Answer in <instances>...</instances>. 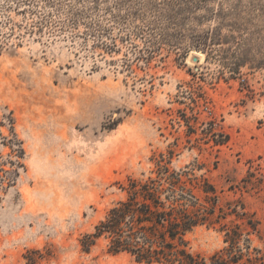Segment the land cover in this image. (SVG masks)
Instances as JSON below:
<instances>
[{
    "label": "rangeland",
    "instance_id": "rangeland-1",
    "mask_svg": "<svg viewBox=\"0 0 264 264\" xmlns=\"http://www.w3.org/2000/svg\"><path fill=\"white\" fill-rule=\"evenodd\" d=\"M161 155L240 201L264 253V0H0V264H139L81 239Z\"/></svg>",
    "mask_w": 264,
    "mask_h": 264
},
{
    "label": "trees",
    "instance_id": "trees-1",
    "mask_svg": "<svg viewBox=\"0 0 264 264\" xmlns=\"http://www.w3.org/2000/svg\"><path fill=\"white\" fill-rule=\"evenodd\" d=\"M220 40L213 29L195 48L206 51L208 42ZM168 163L161 155L145 178L127 179L122 199L81 239L82 251L89 252L102 239L107 253L124 254L139 264H264V253L251 240L258 236L259 224L243 204L220 206L217 190L206 178L195 176L193 168L172 170ZM241 182L253 188L263 180L249 173ZM201 226H218L225 247L208 257L194 252L190 236Z\"/></svg>",
    "mask_w": 264,
    "mask_h": 264
},
{
    "label": "bare ground",
    "instance_id": "bare-ground-1",
    "mask_svg": "<svg viewBox=\"0 0 264 264\" xmlns=\"http://www.w3.org/2000/svg\"><path fill=\"white\" fill-rule=\"evenodd\" d=\"M192 56H195V57H197L198 58V61H200L201 59H202V57H203V55L202 54H198V53H193V54H190L189 56H187V59H186V62H188L189 64H191V65H193V63L191 62V57Z\"/></svg>",
    "mask_w": 264,
    "mask_h": 264
},
{
    "label": "water",
    "instance_id": "water-1",
    "mask_svg": "<svg viewBox=\"0 0 264 264\" xmlns=\"http://www.w3.org/2000/svg\"><path fill=\"white\" fill-rule=\"evenodd\" d=\"M191 61H192L193 63H197V62H198V58L195 57V56H193V57H191Z\"/></svg>",
    "mask_w": 264,
    "mask_h": 264
}]
</instances>
